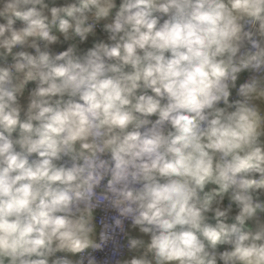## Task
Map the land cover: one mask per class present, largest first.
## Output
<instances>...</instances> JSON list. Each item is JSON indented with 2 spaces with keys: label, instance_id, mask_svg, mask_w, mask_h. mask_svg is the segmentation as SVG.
Segmentation results:
<instances>
[{
  "label": "clouds",
  "instance_id": "1",
  "mask_svg": "<svg viewBox=\"0 0 264 264\" xmlns=\"http://www.w3.org/2000/svg\"><path fill=\"white\" fill-rule=\"evenodd\" d=\"M0 264H264V0H0Z\"/></svg>",
  "mask_w": 264,
  "mask_h": 264
}]
</instances>
